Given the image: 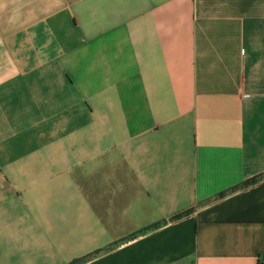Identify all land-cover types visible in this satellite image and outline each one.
Wrapping results in <instances>:
<instances>
[{
  "label": "crops",
  "instance_id": "0c3cea01",
  "mask_svg": "<svg viewBox=\"0 0 264 264\" xmlns=\"http://www.w3.org/2000/svg\"><path fill=\"white\" fill-rule=\"evenodd\" d=\"M89 253L264 264V0H0V264Z\"/></svg>",
  "mask_w": 264,
  "mask_h": 264
},
{
  "label": "trees",
  "instance_id": "16d2710c",
  "mask_svg": "<svg viewBox=\"0 0 264 264\" xmlns=\"http://www.w3.org/2000/svg\"><path fill=\"white\" fill-rule=\"evenodd\" d=\"M257 179V177L253 176L249 179H246L244 181H242L241 183L239 184H236L234 185L233 187H231V189H234V188H237L239 186H242V185H246L248 183H251V182H254L255 180ZM228 190V189H227ZM227 190H223V191H220L219 194L222 195L224 194ZM162 223V221H155V222H152L146 226H143L141 227L140 229L136 230V231H133L131 232L130 234H128L127 236L125 237H122L121 239H118V240H122L124 238H127V237H132L134 235H136L137 233H140V232H144L146 230H149L151 228H154V227H157L159 226L160 224ZM118 240H115L113 241V243H116ZM113 243H110L109 245H107L106 247L109 248ZM98 250V249H97ZM97 250H95L94 252H97ZM92 253H89V254H86V255H83V256H80V257H75L73 258L71 261H69L68 263L66 264H79L81 263L82 261H84L88 256H90Z\"/></svg>",
  "mask_w": 264,
  "mask_h": 264
}]
</instances>
